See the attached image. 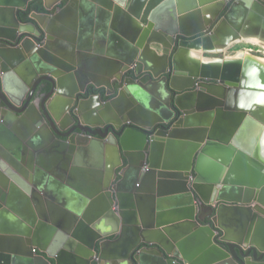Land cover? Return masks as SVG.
<instances>
[{
  "label": "water",
  "instance_id": "obj_1",
  "mask_svg": "<svg viewBox=\"0 0 264 264\" xmlns=\"http://www.w3.org/2000/svg\"><path fill=\"white\" fill-rule=\"evenodd\" d=\"M33 1L0 0V264H264V67L191 54L264 44V0Z\"/></svg>",
  "mask_w": 264,
  "mask_h": 264
},
{
  "label": "flooded vegetation",
  "instance_id": "obj_2",
  "mask_svg": "<svg viewBox=\"0 0 264 264\" xmlns=\"http://www.w3.org/2000/svg\"><path fill=\"white\" fill-rule=\"evenodd\" d=\"M161 3V2H160ZM159 4V3H158ZM157 4V5H158ZM156 5V6H157ZM64 5H61V6H59L60 8H62ZM156 6H154V7H156ZM153 7V8H154ZM153 8H151V5L149 6V8L147 9V12L148 11H150L151 9H153ZM56 9L57 8H55L51 13H49V14H52L53 12H55L56 11ZM31 14V13H30ZM147 14V13H146ZM29 15V14H28ZM22 17H24V16H22V15H19L18 16V20L19 21H21V18ZM146 17H147V15H146ZM145 17V18H146ZM144 18V19H145ZM143 19V20H144ZM145 21V20H144ZM23 23V22H22ZM24 24H27V23H24ZM213 27L214 26H212L205 34H209V33H211V31L213 30ZM204 36V35H203ZM180 40L181 39H176V42H175V46L173 47V49L171 50V57H173L176 53H177V51H178V49H179V46H178V44H179V42H180ZM257 46H261V44H259V41H258V44H256ZM249 49L250 50H248V52L251 54L252 52H253V50H255L253 47H249ZM246 51V50H245ZM237 54V53H236ZM243 54V53H242ZM216 55V54H215ZM213 55L212 57H214V58H212V59H223V58H225L224 57V55H222V54H219V55ZM251 56V55H250ZM253 56V55H252ZM170 57V58H171ZM207 57H208V55H207ZM254 57V56H253ZM170 63L171 62H169V71H168V73H167V75H166V77H167V83H168V81H169V79H170V76L173 74V72H172V68H171V66H170ZM200 82H197L196 83V86L194 87V91H201L202 89H201V87H199L198 86V84H199ZM44 87L43 88H40L39 87V90H41V91H46L47 89V85L46 84H44L43 85ZM115 88V91H118V89H119V87L118 86H115L114 87ZM30 91V90H29ZM47 93V92H46ZM117 93V92H116ZM110 94V91H107L105 88H101V89H98V90H94V92H89V91H86V93L83 95V97H85V99H90V98H92L93 96L94 97H97V96H100V101H101V103H104V101L105 102H108V101H110L112 98H114L115 96H116V94H113V95H109ZM45 95H41V98H39L38 100V102L36 103L38 106L41 104V102L43 101V99H45ZM26 97H24V100H23V102H22V105H24V103L26 102ZM35 100H32V102H34ZM96 101H94L93 102V104L95 103ZM94 105H97L96 103L94 104ZM39 108V107H38ZM70 114L72 115V111L70 112ZM172 125V124H171ZM73 126H70L66 131H65V133H67L71 128H72ZM108 126H104V127H102L101 128V130L103 131V130H105L106 128H107ZM92 131L93 132H95L96 131V128H92ZM116 183V181L113 183V185ZM111 239H113V237L111 238ZM39 256H40V254H39ZM44 257H45V255H43ZM48 261H49V263L50 264H56V261L55 260H52V259H47ZM71 262V261H70Z\"/></svg>",
  "mask_w": 264,
  "mask_h": 264
},
{
  "label": "rangeland",
  "instance_id": "obj_3",
  "mask_svg": "<svg viewBox=\"0 0 264 264\" xmlns=\"http://www.w3.org/2000/svg\"><path fill=\"white\" fill-rule=\"evenodd\" d=\"M258 42V41H257ZM249 47H253L255 50H253V52L250 54L248 52ZM248 49V50H247ZM246 50V51H245ZM238 52H241L245 55H253L256 58H259L261 60H264V47L263 46H257V45H252L249 42L245 43V42H241V43H237V44H233L231 46V48L226 51L225 53H223L222 55H224L225 58H233L234 56H236L238 54ZM237 53V54H236ZM213 55H205L204 58L211 60ZM216 56V55H215Z\"/></svg>",
  "mask_w": 264,
  "mask_h": 264
},
{
  "label": "bare ground",
  "instance_id": "obj_4",
  "mask_svg": "<svg viewBox=\"0 0 264 264\" xmlns=\"http://www.w3.org/2000/svg\"><path fill=\"white\" fill-rule=\"evenodd\" d=\"M246 42H249V43H251V44H253V45L258 44L257 40H248V41H246ZM259 44H261V46L264 47V44H263V43L259 42ZM191 54H192L194 57L200 59L201 61H203V59H205V58L202 57V54L199 53V52L191 51ZM204 56H205V55H204ZM244 56H245V55H244ZM207 60H208V59H205L204 61H207ZM257 61H258V63H260V64H264V60H257ZM263 128H264V126H263ZM241 130H242V132H243L245 129H241ZM255 133H256V131H254V130H250V133H248L247 136H246V132H245V133H241V135H240V140H241L242 144H240V146H241L243 149H246V150H247V149L250 148V146H251V142H250V140L252 139V137L254 136ZM263 142H264V140H263ZM262 155L264 156V153H262ZM113 209H114V208H113Z\"/></svg>",
  "mask_w": 264,
  "mask_h": 264
},
{
  "label": "trees",
  "instance_id": "obj_5",
  "mask_svg": "<svg viewBox=\"0 0 264 264\" xmlns=\"http://www.w3.org/2000/svg\"><path fill=\"white\" fill-rule=\"evenodd\" d=\"M162 1L163 0H154L151 4V8H153ZM30 13L46 14V12L43 9V3L41 0H36L29 4V7L27 9V15L21 18V22L30 23L31 20L28 18V14Z\"/></svg>",
  "mask_w": 264,
  "mask_h": 264
},
{
  "label": "crops",
  "instance_id": "obj_6",
  "mask_svg": "<svg viewBox=\"0 0 264 264\" xmlns=\"http://www.w3.org/2000/svg\"><path fill=\"white\" fill-rule=\"evenodd\" d=\"M60 8V7H59ZM251 44V43H250ZM253 45V44H252ZM245 54H243V56H244ZM248 57H250V55L248 56V55H245L244 57H243V61L246 59V58H248ZM255 57V56H254ZM255 59H256V57H255ZM205 59H203V61H204ZM257 60H261V59H259V58H257ZM261 66H263L264 67V64H261ZM84 171H86V172H88V169H83ZM93 173H98L97 172V169L95 168V170H91ZM94 177V181H89V179H91V177ZM98 176L99 175H91L90 173H89V175L87 176L86 175V177H85V179H83V180H81V179H79V181H77V184L76 185H89V183L91 184V185H97V184H100V182H98V179H96V178H98ZM81 178V177H80ZM84 178V177H83ZM90 185V186H91ZM30 209L32 210V211H34V209H33V206H32V204H31V200H30ZM18 208H19V206H18ZM21 212H22V209H19ZM35 212V211H34Z\"/></svg>",
  "mask_w": 264,
  "mask_h": 264
}]
</instances>
